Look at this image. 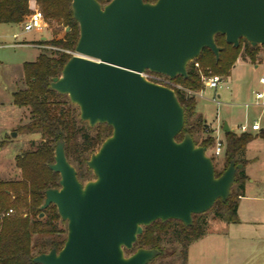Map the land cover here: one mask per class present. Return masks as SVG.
<instances>
[{
	"label": "water",
	"instance_id": "95a60500",
	"mask_svg": "<svg viewBox=\"0 0 264 264\" xmlns=\"http://www.w3.org/2000/svg\"><path fill=\"white\" fill-rule=\"evenodd\" d=\"M71 7L80 35L50 86L67 94L90 126L113 129L88 158L94 177L86 181L65 140L56 141L49 166L59 172V186L45 190L40 207L57 206L67 238L33 260L150 264L159 248L132 251L144 227L173 218L191 225L194 214L229 198L243 163L232 158L218 176L206 146L190 132L177 138L186 112L176 90L144 72L188 76L205 47L219 58V33L234 46L241 38L264 45V0H72ZM223 129L230 130L227 122Z\"/></svg>",
	"mask_w": 264,
	"mask_h": 264
},
{
	"label": "trees",
	"instance_id": "16d2710c",
	"mask_svg": "<svg viewBox=\"0 0 264 264\" xmlns=\"http://www.w3.org/2000/svg\"><path fill=\"white\" fill-rule=\"evenodd\" d=\"M29 1L0 0V22L24 21V17L31 12ZM36 1L42 5L47 19L61 21L69 27V30L62 38L41 40L57 48L53 50L55 55L40 53L37 60L25 62L27 87L13 93V101L16 105L28 106L30 109L29 121L21 123L18 130L25 133L38 132L42 138L34 149L24 151L17 157V165L22 168V179L0 180L1 186L10 188L15 193L14 197L9 195L11 200L9 205L19 203L26 208L22 214L0 218V264H42L33 260L36 254L53 247L60 249L64 245L67 238V222L61 218L57 206L52 203L45 209L40 207L45 199V190L59 186L60 174L49 166V163L54 161L56 141L60 138L65 140L67 156L77 167L79 178L84 181L90 179L89 174L92 171L87 165L88 158L113 129L108 123L90 126L87 121L80 118V109L70 101L69 96L50 86L53 77L61 74L64 64L73 55L69 50H75L80 27L73 16L72 0ZM100 1L106 3L109 0ZM216 41L221 46L219 58L211 48L205 47L201 54L190 62L188 76L178 75L174 80L191 90H200L203 87V81L195 66L196 61L205 72H208V68L212 69L211 74L230 75L231 68L242 53L243 47L251 59L255 58L259 49V44L253 46L246 38H241L240 45L234 46L221 33L216 35ZM176 92L186 112L184 129L177 138L182 139L185 132H190L195 138V133L204 126L206 120L201 114H197L195 95L187 94L178 88ZM224 132V167L221 170L216 168V174L221 175L232 158L238 163H243V167L237 170V179L231 188L229 198L226 201L218 199L211 209L223 220L237 223L240 222L239 199L244 195L240 189L245 187L249 178L245 171L248 160L239 157V154L246 149L256 135L249 131L240 134L234 130ZM262 135L264 136L263 132ZM196 142L206 146L208 151H212L216 137L209 132L201 143L197 140ZM212 154L211 156L215 159ZM41 212H44V216H41ZM205 225L204 213L194 214L191 225H186L183 221L174 218L166 221L157 219L144 227L132 251L141 246L159 248L160 253L150 262L155 264L159 258L175 251L163 244L168 235H172L183 243L181 253L187 259V246L191 241L206 234Z\"/></svg>",
	"mask_w": 264,
	"mask_h": 264
},
{
	"label": "rangeland",
	"instance_id": "374dc122",
	"mask_svg": "<svg viewBox=\"0 0 264 264\" xmlns=\"http://www.w3.org/2000/svg\"><path fill=\"white\" fill-rule=\"evenodd\" d=\"M35 8L43 10L40 3H37ZM46 20L48 26L42 31H26L24 24L21 23H0V34H8L4 37L0 36V127L14 122L17 125L15 129L9 127L8 138L13 140L9 142L3 153L4 161L11 159L13 153L34 149L42 138L38 132L25 133L18 130L21 123L29 121L30 109L28 106L14 105L13 93L27 87L25 62L37 60L40 53L55 55L53 50L57 48L41 42L42 37L62 38L69 30V27L61 21L47 18ZM14 32L18 33L17 37L12 36ZM19 40L28 41L30 44H15ZM243 49L231 68L230 75L221 85L207 86L202 96L194 94L198 109L204 113L209 122L218 124L220 128L221 125L223 128L225 122H229L232 130L238 134L242 132L239 126L245 123L250 125V131H254L251 125L255 119H259L264 128V106L255 103L256 92L264 90V83L260 81V77L264 74V45L259 44L254 59H251ZM69 51L75 53L73 50ZM207 70L208 72L203 70L204 74H211L212 69L207 68ZM74 108L77 113L76 107ZM197 114L200 113L197 111ZM204 115L202 116L205 119ZM203 127L195 133L198 143H201L209 132L214 134V127H211L208 121H205ZM13 132H17L14 137H12ZM221 132L223 133L222 130ZM256 132L260 134V131ZM222 137L225 141V135L222 134ZM24 138L28 140L25 141ZM211 152L208 151L210 155ZM224 153L225 147L222 155L212 154L218 170L224 167ZM239 157L249 160L245 171L250 175L246 187L240 189L244 194L239 199L240 222H227L210 209L204 212L206 234L189 243L187 259L181 253L183 243L168 235L163 244L175 251L159 258L155 264H264V136L259 135L250 141ZM89 177H94L93 171L90 172ZM11 207L14 209L12 214H22L26 209L19 203L7 209Z\"/></svg>",
	"mask_w": 264,
	"mask_h": 264
},
{
	"label": "built area",
	"instance_id": "2783aa9c",
	"mask_svg": "<svg viewBox=\"0 0 264 264\" xmlns=\"http://www.w3.org/2000/svg\"><path fill=\"white\" fill-rule=\"evenodd\" d=\"M23 24H24V29L26 31H31V30L42 31L45 27L48 26V21L46 20L44 11L40 8H35L28 15V17L25 19ZM195 66L197 67V69L201 75V79H202L203 84H204L203 86H205V87H202L200 90H191V89L185 87L183 84L175 81L174 78H171L165 74H160V73H156V72L148 70V71L144 72V75L151 80L169 85V86L173 87L175 90H176V88H178V89L184 90L187 94H190V95L196 94V95H201V96H202L204 89L207 86L218 87L219 85H221V83L224 82L225 78L228 76V75H222V74H208V75L204 74V72H203L202 68L200 67V64L198 61L195 62ZM260 81L262 83H264V74L260 77ZM255 103L264 106V90L256 92ZM239 128L242 132L249 131L250 125L245 123V124L240 125ZM251 128H252V130H257V131L264 130L259 119L254 120V122L251 125ZM221 130H223L222 126H221V128L220 127L214 128V131H213L214 132L213 135H215V137H216V143L212 148V152L215 155H222V153L224 152L225 141L220 135ZM13 212H14V209L11 207V208L5 210L4 212H2L0 215V218H2L4 216L12 215Z\"/></svg>",
	"mask_w": 264,
	"mask_h": 264
},
{
	"label": "crops",
	"instance_id": "0c3cea01",
	"mask_svg": "<svg viewBox=\"0 0 264 264\" xmlns=\"http://www.w3.org/2000/svg\"><path fill=\"white\" fill-rule=\"evenodd\" d=\"M36 5H37V1L36 0H30L29 1V7H30V9H31V12L33 11V9H34V7H36ZM30 12V13H31ZM29 13V14H30ZM29 14H27L25 17H24V21H25V19H26V17H28V15ZM24 21H22V22H0L1 24H11V23H21V24H23L24 23ZM6 35H8L7 33H2V34H0V36H6ZM12 36H14V37H17L18 36V33L17 32H14L13 34H12ZM43 39H48L49 37L48 36H43L42 37ZM15 44H17V45H27V44H30L28 41H18V42H16ZM24 73V72H23ZM218 101V100H217ZM219 102V101H218ZM13 104L14 105H16L14 102H13ZM197 111L200 113V114H202V115H204V113L202 112V111H200L199 109H198V105H197ZM204 117H205V120L206 121H208V123L210 124V126L211 127H214V128H217V127H219V125L218 124H214L213 122H209V120H208V118L204 115ZM21 123V122H20ZM228 123V125H229V127H230V130H232V128H231V126H230V124H229V122H227ZM222 126V125H221ZM224 126V125H223ZM9 127L12 129H15V128H17V125L15 124V122L13 123V124H9V125H7V126H5V127H0L1 129H0V180H6V181H9V180H15V181H18V180H21L22 178H23V173H22V168L21 167H19L18 165H17V157H18V155L19 154H21L22 153V150L21 151H19V152H17V153H13V154H11L12 156V158L11 159H7V161H4L3 160V153H4V151L7 149V146H8V144H9V142L11 141V140H13V139H10V138H8V131H9ZM213 128V129H214ZM223 131V133L221 132L220 133V135H221V137H222V134L223 135H225V132H224V129L222 130ZM241 131V130H240ZM257 130H254V131H250L249 130V132H252V133H254L255 135H256V137L257 136H259V135H261L262 136V132L264 131V130H262V131H260V134H258L257 132H256ZM264 133V132H263ZM15 135H12V137H14ZM223 138V137H222ZM25 139V138H24ZM28 139H25V141H27ZM248 160V159H247ZM249 161V160H248ZM248 175V174H247ZM249 177H250V175H248ZM247 185V184H246ZM246 185H245V187H246ZM9 195H12L13 197L15 196V193H14V191H12L10 188H6V187H4V186H1L0 185V213L3 211V210H5V209H7L10 205H9V202H11V200L9 199ZM242 196H244V195H242Z\"/></svg>",
	"mask_w": 264,
	"mask_h": 264
}]
</instances>
